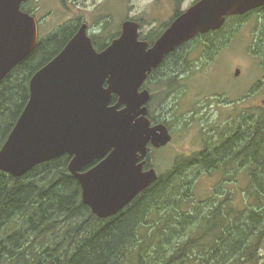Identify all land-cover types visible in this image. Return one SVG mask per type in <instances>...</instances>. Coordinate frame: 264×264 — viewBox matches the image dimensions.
Here are the masks:
<instances>
[{"label":"trees","instance_id":"trees-1","mask_svg":"<svg viewBox=\"0 0 264 264\" xmlns=\"http://www.w3.org/2000/svg\"><path fill=\"white\" fill-rule=\"evenodd\" d=\"M180 1L174 0L175 9ZM260 13L264 7L227 18L219 30L198 35L165 56L156 69L187 64L190 53H211L225 28ZM65 33L40 40L0 82V149L28 102L31 76L58 53ZM176 81L174 75L172 84ZM226 132L189 163L219 172L221 186H231L223 202L207 208L189 182L183 181L182 193L173 185H179L187 165L174 167L171 180L160 176L106 219L83 204L80 185L67 170L68 155L16 178L0 171V264H258L264 236V110L257 108L254 120L243 117Z\"/></svg>","mask_w":264,"mask_h":264},{"label":"water","instance_id":"water-1","mask_svg":"<svg viewBox=\"0 0 264 264\" xmlns=\"http://www.w3.org/2000/svg\"><path fill=\"white\" fill-rule=\"evenodd\" d=\"M25 1L0 0V82L36 47L35 19L20 10ZM261 7L264 0H198L150 47L138 39L139 23L129 20L99 53L81 26L31 76L28 102L0 149V171L16 178L68 155L67 170L80 185L83 204L98 218L115 215L158 179L153 168L142 170L148 145L161 148L171 141L164 124L150 126L147 118L150 95L139 92L147 76L191 39Z\"/></svg>","mask_w":264,"mask_h":264},{"label":"rangeland","instance_id":"rangeland-1","mask_svg":"<svg viewBox=\"0 0 264 264\" xmlns=\"http://www.w3.org/2000/svg\"><path fill=\"white\" fill-rule=\"evenodd\" d=\"M197 1L181 0L178 9L174 0H26L24 5L44 25L42 40L58 37L69 27L86 23L89 35L97 38L98 43L109 45L120 35L122 23L129 20L139 23L141 38L154 42L176 18L175 12L182 13ZM245 18L231 25L232 29L225 28L211 53H190L187 59L192 61L157 70L145 84L151 94L147 104L150 116L157 123L166 126L168 123L171 135L166 147L151 148L148 168H153L158 178L171 180L168 173L174 167L182 170L188 166L180 171L179 185H173L182 193L183 181L189 182L192 194L205 201L202 205L205 208L208 203L223 202L231 186H221L224 178L219 172L206 171L197 163L189 165L192 158L206 145L216 144L223 134L227 137L226 131L240 119L254 120L257 108L264 110V13ZM192 72L196 73L190 75ZM174 75L177 81L172 84ZM253 98L254 107L249 104ZM239 202L240 197L235 194L234 203ZM258 252V264H264V236Z\"/></svg>","mask_w":264,"mask_h":264},{"label":"flooded vegetation","instance_id":"flooded-vegetation-1","mask_svg":"<svg viewBox=\"0 0 264 264\" xmlns=\"http://www.w3.org/2000/svg\"><path fill=\"white\" fill-rule=\"evenodd\" d=\"M27 3V2H26ZM25 7V6H24ZM24 10V12L25 13H27V14H30L35 20H36V24H37V44H38V42H40V40H42V39H40L41 38V33H42V28H43V26L44 25H42V22L41 21H39V20H37V18H36V16H35V14L33 13V11L32 10H29L28 8H24L23 9ZM83 25H85L86 26V34H87V36L91 39V42H92V45H93V47H94V49H95V51L97 52V53H99V52H101V51H103L106 47H107V43H103V42H101V43H98L97 42V38H95L94 36H92V35H89L88 34V25L86 24V23H78L77 25H76V27H69V29H67L66 30V33L64 34V36H63V38L61 39V45H60V49H59V51H58V53L56 54V55H53L52 57H51V60L55 57V56H57L64 48H65V46L68 44V42L78 33V31H79V29H80V27L81 26H83ZM118 36V35H117ZM116 36V37H117ZM115 37V38H116ZM139 40H141V41H145V42H148V44H149V46L152 44V42L151 41H148V40H143L142 38H141V35H140V32H139V38H138ZM113 40V39H112ZM111 40V41H112ZM37 44H36V47H37ZM99 45V46H98ZM35 47V48H36ZM50 60V61H51ZM161 68H159V69H156V70H154L155 72L153 73L152 72V74H150V75H148V77H147V79H146V81H145V83H144V85L142 86V88L140 89V91H142V90H144V89H146V87H145V84H147V82L151 79V77L156 73V71L157 70H160ZM104 88H106L107 87V83H105L104 85ZM148 92H149V90L148 89H146ZM149 94H150V92H149ZM113 97H117V96H115L114 94L112 95V99H113ZM150 99H151V94H150ZM254 103H255V99L253 98V99H251L250 101H249V104L252 106V107H254ZM147 107V117H148V119H149V121L151 122V125H154V124H156L157 122L150 116V111H149V108H148V106H146ZM153 150V149H152ZM149 152L148 153H150L151 152V147L149 146V150H148ZM140 162H142L141 160L138 162V163H140ZM143 162H144V164H143V167H142V170L143 171H145V170H148L149 168H148V161L146 160V161H144L143 160ZM99 162L97 161H95V162H92V163H90V164H88L87 166H85L84 168H82L81 169V172L82 173H84V172H86V171H88V170H90V169H92L96 164H98Z\"/></svg>","mask_w":264,"mask_h":264}]
</instances>
